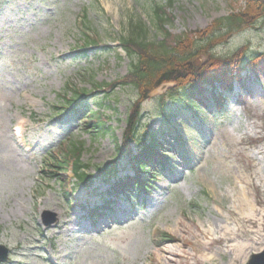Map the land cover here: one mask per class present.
Here are the masks:
<instances>
[{
  "label": "rangeland",
  "instance_id": "obj_1",
  "mask_svg": "<svg viewBox=\"0 0 264 264\" xmlns=\"http://www.w3.org/2000/svg\"><path fill=\"white\" fill-rule=\"evenodd\" d=\"M154 1L160 2L0 0V245L9 264H247L264 251V67L244 86L235 84L222 113L212 103L200 110L177 107L168 122L158 114L161 93L152 94L143 105L140 134H163L167 150L161 153L170 164L154 175L155 190L136 192L131 203L118 196L115 208L124 210L107 226L81 219L104 206L100 193L108 186L97 181V192L95 186L87 191L66 177V194L43 168L70 142L83 145L81 160L90 174L114 160L127 165L118 147L137 92L121 86L103 93L95 86L128 74L130 59L119 46L108 49L127 35L131 22L142 20L150 40H162L146 12ZM174 1L167 11L174 21L165 27L172 35L205 29L246 5ZM81 27L97 43L77 56L85 45ZM244 45L264 53V24L220 51ZM75 90L96 95L85 103L107 122V131L86 129L81 113L58 116L57 107L67 106ZM16 126L21 138L14 135ZM46 212L49 222L56 216L55 224L45 226ZM163 233L173 241L162 239Z\"/></svg>",
  "mask_w": 264,
  "mask_h": 264
},
{
  "label": "trees",
  "instance_id": "obj_2",
  "mask_svg": "<svg viewBox=\"0 0 264 264\" xmlns=\"http://www.w3.org/2000/svg\"><path fill=\"white\" fill-rule=\"evenodd\" d=\"M174 6V0H160V2L154 1L146 8V12L152 18L153 28L158 34L163 35L162 40L158 42L156 39L150 40L151 29L145 22L139 20L130 23L127 35L121 36L119 41L121 48L130 59L128 74L113 83L95 86L111 93L116 87L121 86H130L136 90L137 98L131 106L127 119L124 150L121 145L119 149L130 154L129 146L132 144L138 146L139 151L134 157V163L138 170L147 169V173L148 165L145 163L158 157L161 146L158 145L160 142L158 133L146 131L143 136L140 134L144 118L143 105L158 88L164 84H175L157 97L158 114L165 121L169 122V117L176 113L178 106L184 108L185 105L188 107L194 105L198 108L199 105L210 100L216 111L222 113L229 94L233 92L234 81L243 83L245 79L241 76V72L247 69L256 74L258 63L264 59V53L252 52L250 45H244L231 53L220 51L238 34L264 24V0H246L245 7L240 11L216 19L205 29L186 31L179 35H172L165 28L174 21V17L167 12L168 10L171 12ZM81 28L85 33V45L94 44L96 41L88 34V28ZM68 88L71 89L70 86ZM83 94L85 91L75 90L69 103ZM96 107L101 109L99 106ZM81 110L82 116L88 119L85 123L86 129L105 132L104 126L107 122L102 121L98 113L88 104L81 107ZM63 147L64 143L51 154L59 182L66 188L65 174L71 169L77 184L90 188L94 178L89 173L91 166L81 160L83 145L70 142L64 150ZM158 161L162 162L159 158ZM118 168L116 162L98 168V177L104 182L115 180L117 184L111 185L114 192L123 184L118 178ZM140 187L143 191H149L152 185L145 183ZM162 235L161 238L165 241L173 239L168 234Z\"/></svg>",
  "mask_w": 264,
  "mask_h": 264
},
{
  "label": "water",
  "instance_id": "obj_3",
  "mask_svg": "<svg viewBox=\"0 0 264 264\" xmlns=\"http://www.w3.org/2000/svg\"><path fill=\"white\" fill-rule=\"evenodd\" d=\"M174 86H175V84H164V85H162L160 87V89L158 88L156 91L158 93H161L162 94L165 91H167V89L172 88ZM47 215H50V214L48 212H46L44 214V218ZM56 222H57V219H56V216L55 215H53V220L51 222L47 221V218H45V221H44V223H45L46 226H51L53 223H56ZM0 251H2V253L0 254V260H6V258H7L6 257V253H7L6 248L3 247V246H0ZM247 264H264V251L262 253H260V254L259 253L258 254H254L251 257L250 261Z\"/></svg>",
  "mask_w": 264,
  "mask_h": 264
},
{
  "label": "bare ground",
  "instance_id": "obj_4",
  "mask_svg": "<svg viewBox=\"0 0 264 264\" xmlns=\"http://www.w3.org/2000/svg\"><path fill=\"white\" fill-rule=\"evenodd\" d=\"M264 67V64H260V65H258V67H257V70H261L262 68ZM178 241V240H177ZM182 240H180V242H181ZM176 242V241H175ZM263 252V251H262Z\"/></svg>",
  "mask_w": 264,
  "mask_h": 264
}]
</instances>
